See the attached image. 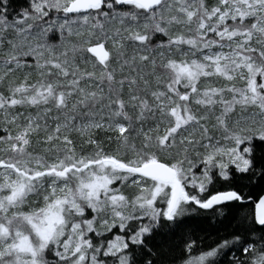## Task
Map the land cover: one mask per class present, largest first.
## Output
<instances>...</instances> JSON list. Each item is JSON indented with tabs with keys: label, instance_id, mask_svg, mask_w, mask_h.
I'll list each match as a JSON object with an SVG mask.
<instances>
[{
	"label": "snow or ice",
	"instance_id": "snow-or-ice-1",
	"mask_svg": "<svg viewBox=\"0 0 264 264\" xmlns=\"http://www.w3.org/2000/svg\"><path fill=\"white\" fill-rule=\"evenodd\" d=\"M0 264H264V0H0Z\"/></svg>",
	"mask_w": 264,
	"mask_h": 264
}]
</instances>
